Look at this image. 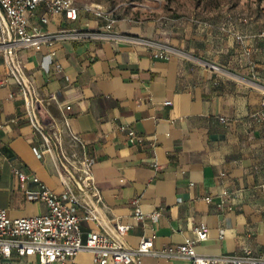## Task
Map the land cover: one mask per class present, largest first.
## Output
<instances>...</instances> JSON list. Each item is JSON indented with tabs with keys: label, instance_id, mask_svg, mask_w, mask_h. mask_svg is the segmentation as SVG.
<instances>
[{
	"label": "crops",
	"instance_id": "1",
	"mask_svg": "<svg viewBox=\"0 0 264 264\" xmlns=\"http://www.w3.org/2000/svg\"><path fill=\"white\" fill-rule=\"evenodd\" d=\"M79 7L77 20L54 14L47 23L37 8L32 23L59 37L40 50L18 49L44 133L54 138L48 148L0 51V207L13 218L46 213L47 204L28 194L39 185L16 171L60 194L76 177L61 151L70 160L87 155L100 200L73 189L96 206L104 227L131 225L128 245L152 234L156 248L180 244L205 223L198 253L264 254V27L223 31L117 15L106 29ZM34 146L44 149L41 157ZM137 208L148 216L139 219ZM95 229L103 227L82 221L83 240ZM75 260L94 264L89 251ZM1 264H38V257L13 253ZM141 264L190 262L148 254Z\"/></svg>",
	"mask_w": 264,
	"mask_h": 264
},
{
	"label": "built area",
	"instance_id": "2",
	"mask_svg": "<svg viewBox=\"0 0 264 264\" xmlns=\"http://www.w3.org/2000/svg\"><path fill=\"white\" fill-rule=\"evenodd\" d=\"M39 7H43L40 16L42 23H47L54 14H62L68 22L75 21L79 17L80 7L75 0H0V51L3 52L8 63L10 75L16 80L28 104L29 118L35 130L42 133L44 144L48 148L50 139L54 138L44 133L35 106L38 101L35 89L18 58L20 47L40 50L43 45L50 44L59 37L50 35L32 23L31 18ZM84 9L101 20L106 29H111L118 20L115 13L99 4L91 3L84 6ZM54 54L55 51H51V55ZM164 57L169 58V53L164 52ZM55 68L57 72L63 70L60 63H56ZM50 98L57 99V95L52 94ZM165 103L170 104L171 101ZM66 108H70V105ZM129 134L135 133L130 131ZM71 138L79 141L75 134H71ZM33 150L38 157L44 154V149L40 146H34ZM61 152L76 178L82 183L84 189L81 191L95 196V203L98 202L100 194L94 184L93 159L84 155L80 159L70 160L66 152ZM16 173L21 179H31L39 185V189L29 190L28 194L30 197L44 201L48 211L44 214L13 218L9 216L6 208L0 207V264L1 258L11 257L13 253L20 256L35 255L38 257V264H75L76 256L81 251L91 252L94 264H141L142 257L148 254L168 259H187L190 264H264V254L253 255L249 249L243 255L198 253L194 247L195 243L204 240L209 232L205 223L195 226V238L187 237L180 244L156 248V234H152L142 237L137 246H130L124 241V237L131 225L117 222L112 229L104 227L96 206L83 201L79 193L73 189L74 186L77 188L74 182L59 194L42 183L37 176L31 177L21 171ZM224 194L228 192L224 191ZM206 199L211 200V197ZM80 206L83 207L82 215L77 213V208ZM159 214V211H154L149 216L156 220ZM135 215L139 219L148 216L139 208L136 209ZM84 220L97 222L103 229L89 231L86 240H83L81 224ZM223 236L224 232L221 231L219 237Z\"/></svg>",
	"mask_w": 264,
	"mask_h": 264
},
{
	"label": "rangeland",
	"instance_id": "3",
	"mask_svg": "<svg viewBox=\"0 0 264 264\" xmlns=\"http://www.w3.org/2000/svg\"><path fill=\"white\" fill-rule=\"evenodd\" d=\"M94 3L116 15L158 19L177 18L207 29L236 31L257 22L264 27V0H75Z\"/></svg>",
	"mask_w": 264,
	"mask_h": 264
},
{
	"label": "water",
	"instance_id": "4",
	"mask_svg": "<svg viewBox=\"0 0 264 264\" xmlns=\"http://www.w3.org/2000/svg\"><path fill=\"white\" fill-rule=\"evenodd\" d=\"M74 182L76 183V185L78 186L79 189L83 190V186L82 183L75 177Z\"/></svg>",
	"mask_w": 264,
	"mask_h": 264
}]
</instances>
